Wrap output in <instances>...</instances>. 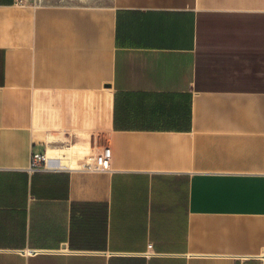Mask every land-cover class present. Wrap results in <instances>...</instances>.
Masks as SVG:
<instances>
[{
  "label": "crops",
  "instance_id": "crops-1",
  "mask_svg": "<svg viewBox=\"0 0 264 264\" xmlns=\"http://www.w3.org/2000/svg\"><path fill=\"white\" fill-rule=\"evenodd\" d=\"M0 264H264V0H0Z\"/></svg>",
  "mask_w": 264,
  "mask_h": 264
},
{
  "label": "built area",
  "instance_id": "built-area-1",
  "mask_svg": "<svg viewBox=\"0 0 264 264\" xmlns=\"http://www.w3.org/2000/svg\"><path fill=\"white\" fill-rule=\"evenodd\" d=\"M111 149L105 147L102 152L97 154L95 161L88 167L92 170H110L111 169ZM30 170H53L54 166L49 164L46 152H36L32 154Z\"/></svg>",
  "mask_w": 264,
  "mask_h": 264
},
{
  "label": "rangeland",
  "instance_id": "rangeland-1",
  "mask_svg": "<svg viewBox=\"0 0 264 264\" xmlns=\"http://www.w3.org/2000/svg\"><path fill=\"white\" fill-rule=\"evenodd\" d=\"M100 1H103V2H104V1H106V0H100Z\"/></svg>",
  "mask_w": 264,
  "mask_h": 264
}]
</instances>
